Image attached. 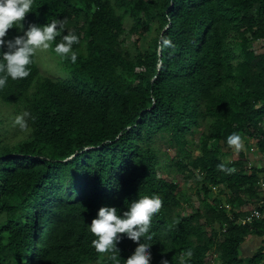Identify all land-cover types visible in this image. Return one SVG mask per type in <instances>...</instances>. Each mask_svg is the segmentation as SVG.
I'll use <instances>...</instances> for the list:
<instances>
[{"label": "trees", "instance_id": "16d2710c", "mask_svg": "<svg viewBox=\"0 0 264 264\" xmlns=\"http://www.w3.org/2000/svg\"><path fill=\"white\" fill-rule=\"evenodd\" d=\"M57 17L64 29L52 46L75 33L76 61L57 55L55 77L40 73L34 55L26 77L0 88V108L30 113L14 138L0 117V264H113L91 244L88 223L102 205L122 212L153 195L162 205L143 241L150 264H205L213 250L219 264H264V217L243 223L214 199L205 211H183L186 195L160 174L159 144L209 186L257 199L264 168L233 169L209 143L251 129L264 154V51L251 44L264 45V0H34L22 23ZM126 26L138 35L128 45ZM21 33L12 26L7 38ZM162 36L173 46L161 47ZM198 132L194 156L187 147ZM209 186L201 183L205 194ZM119 235L125 264L140 242ZM249 235L260 244L244 258Z\"/></svg>", "mask_w": 264, "mask_h": 264}, {"label": "clouds", "instance_id": "9594fccd", "mask_svg": "<svg viewBox=\"0 0 264 264\" xmlns=\"http://www.w3.org/2000/svg\"><path fill=\"white\" fill-rule=\"evenodd\" d=\"M34 0H0V88H3L9 77L13 80L26 77L33 62L34 55L38 49L52 50L61 58H69L75 62L77 52L73 50L74 42L78 36L72 32L62 34V38L52 46V42L61 35L64 29V18L57 17L50 22L39 24L30 23L24 28L22 20L29 10L33 9ZM16 26L22 29V33L7 38L10 27ZM161 47H172V42L166 37H161ZM30 113L25 110L23 114L15 117V122L20 128L27 126L24 117ZM34 119V117H33ZM227 143L234 145L239 150L241 138L238 133H230ZM224 168V164L218 165ZM228 171L233 169L228 168ZM162 200L159 196H141L139 199L129 203L122 212L116 206L102 205L98 208L96 215L88 223V230L94 235L91 244L97 252H111L113 264H121L118 257L120 249L115 241L121 239L119 234H126L133 241L140 242L134 252L126 259L125 264H150L152 253L150 243L143 242L151 237L147 235L151 226V220L155 213L161 208ZM142 241V242H141ZM191 255V250H188ZM165 260L161 261L164 264Z\"/></svg>", "mask_w": 264, "mask_h": 264}, {"label": "rangeland", "instance_id": "374dc122", "mask_svg": "<svg viewBox=\"0 0 264 264\" xmlns=\"http://www.w3.org/2000/svg\"><path fill=\"white\" fill-rule=\"evenodd\" d=\"M142 30V28L140 29ZM138 35L135 32L129 31L126 29L124 33L120 36L122 44L128 45L133 40L137 39ZM252 48H254L256 53H261L264 51V45L261 39H257L251 42ZM36 59L39 66L41 74H47L52 76H59L55 64H56V53H52L49 49H38L36 51ZM16 114L13 109L9 107L0 108V117H4V125L6 128H9L8 136L17 137L20 133V126L15 122ZM251 129L240 128L238 134L241 138L242 147L237 150L235 146L229 147L228 144H223L221 140L210 141L209 146L212 148H218L221 158L225 162L232 164V168L242 172H250L254 167L260 169L264 168V154L259 151V146L257 144L256 138L251 134ZM199 132L193 136L192 147H187V150H190L191 153L195 156L199 153ZM161 145V154L163 164L160 168L161 176L166 179L175 181L178 183L179 189L186 195L187 202L184 204L183 211L194 212L197 207H202L205 211L206 207L212 204L213 199L218 200L228 212H234L238 216V220H242L247 214H249L256 206V201L260 198L264 202V183L261 179L258 181L260 185L259 195L257 199H251L248 196V193L241 189L237 192L228 190L223 184L209 186V181L204 180V174L193 170L190 166L186 164L187 158L182 157L180 154H175L174 149L167 142H162L159 140ZM177 152V151H176ZM182 161V163H181ZM259 175H263V171L259 172ZM198 181V182H197ZM201 183L209 186L210 190L207 194L201 189ZM243 199V202H239L238 199ZM230 210V211H229ZM210 230H215L214 225L208 227ZM254 238L252 235H249L240 247V256L247 258L254 253L255 247L259 246L257 241L255 245L252 246L251 242ZM220 258L218 252L215 250L208 252L205 264H219Z\"/></svg>", "mask_w": 264, "mask_h": 264}, {"label": "built area", "instance_id": "2783aa9c", "mask_svg": "<svg viewBox=\"0 0 264 264\" xmlns=\"http://www.w3.org/2000/svg\"><path fill=\"white\" fill-rule=\"evenodd\" d=\"M264 217V208L259 209V208H254L249 214H247L241 222L243 223H250L255 219Z\"/></svg>", "mask_w": 264, "mask_h": 264}, {"label": "crops", "instance_id": "0c3cea01", "mask_svg": "<svg viewBox=\"0 0 264 264\" xmlns=\"http://www.w3.org/2000/svg\"><path fill=\"white\" fill-rule=\"evenodd\" d=\"M254 237V236H253ZM252 242H251V245L252 246H254L255 244L254 243H256V246H257V241L260 243V239L259 238H257V237H254V238H252ZM254 242V243H253ZM257 247H255V249H256Z\"/></svg>", "mask_w": 264, "mask_h": 264}]
</instances>
